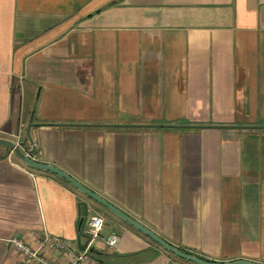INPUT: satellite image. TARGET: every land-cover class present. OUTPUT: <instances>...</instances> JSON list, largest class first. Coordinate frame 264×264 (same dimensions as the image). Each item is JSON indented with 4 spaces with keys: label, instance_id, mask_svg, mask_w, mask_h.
Instances as JSON below:
<instances>
[{
    "label": "crops",
    "instance_id": "0c3cea01",
    "mask_svg": "<svg viewBox=\"0 0 264 264\" xmlns=\"http://www.w3.org/2000/svg\"><path fill=\"white\" fill-rule=\"evenodd\" d=\"M0 138L189 255L264 264V0H0ZM64 181L0 146V264L47 236L82 264H195Z\"/></svg>",
    "mask_w": 264,
    "mask_h": 264
},
{
    "label": "water",
    "instance_id": "95a60500",
    "mask_svg": "<svg viewBox=\"0 0 264 264\" xmlns=\"http://www.w3.org/2000/svg\"><path fill=\"white\" fill-rule=\"evenodd\" d=\"M33 125V115L31 117L29 126ZM197 127V126H196ZM0 146L6 147L10 150L13 151L14 155L18 158V160L26 165L27 167L46 171L48 173H51L53 175H56L60 177L61 179L65 180L67 183H69L72 187L80 191L81 193L85 194L86 196L90 197L97 203L103 205L106 207L108 210H110L112 213L117 215L119 218H121L123 221L127 222L129 225H131L133 228L141 232L143 235L147 236L150 238L152 241L157 243L159 246H161L164 250L168 251L169 253L183 259L189 262H193L195 264H258V263H252L248 261H233V262H228V263H216V262H208L205 260L200 259L199 257L189 255L187 253L182 252L181 250L173 247L163 239H161L159 236H157L155 233L144 227L143 225L137 223L121 211H119L117 208L113 207L110 205L108 202L97 196L95 193L92 191L88 190L86 187L81 185L79 182H77L74 178H72L70 175L65 173L64 171H61L60 169H57L56 167L46 165L43 163H39L35 161L34 159L31 158V155L34 153L35 147L29 152L26 153L25 151L22 150L21 147H19L16 143L13 141L0 138ZM80 206L83 207L84 212L83 214H80V221H79V230L83 224V221L86 217L89 215V209L86 203H81ZM90 239V237H88ZM81 241V238L79 239V242Z\"/></svg>",
    "mask_w": 264,
    "mask_h": 264
},
{
    "label": "built area",
    "instance_id": "2783aa9c",
    "mask_svg": "<svg viewBox=\"0 0 264 264\" xmlns=\"http://www.w3.org/2000/svg\"><path fill=\"white\" fill-rule=\"evenodd\" d=\"M103 227L104 219L102 217L95 216L90 219L87 233L91 241L101 236ZM105 241L110 249H115L119 245L120 236L118 234H111ZM10 244L20 258L15 264H56L48 259V254L50 253L65 254L69 259L68 264H82L86 257V253L76 256L66 242L56 237L47 236L40 239L37 248H33L28 243L18 238L10 240Z\"/></svg>",
    "mask_w": 264,
    "mask_h": 264
},
{
    "label": "trees",
    "instance_id": "16d2710c",
    "mask_svg": "<svg viewBox=\"0 0 264 264\" xmlns=\"http://www.w3.org/2000/svg\"><path fill=\"white\" fill-rule=\"evenodd\" d=\"M64 182H66V181H64ZM182 252L187 253V252H185V251H182ZM187 254H190V253H187ZM199 258L202 259V260H205V261L211 262V261H209L208 259H205V258H203V257H199Z\"/></svg>",
    "mask_w": 264,
    "mask_h": 264
}]
</instances>
